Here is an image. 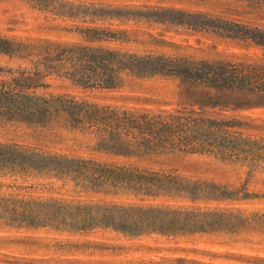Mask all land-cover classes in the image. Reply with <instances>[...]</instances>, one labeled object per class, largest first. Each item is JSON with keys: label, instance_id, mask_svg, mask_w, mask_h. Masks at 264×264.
<instances>
[{"label": "rangeland", "instance_id": "rangeland-1", "mask_svg": "<svg viewBox=\"0 0 264 264\" xmlns=\"http://www.w3.org/2000/svg\"><path fill=\"white\" fill-rule=\"evenodd\" d=\"M61 4L74 10L0 0V264H264V158L251 156L264 148V106L220 113L185 100L183 76L142 67L173 64L181 75L205 67L211 80L192 77L211 89L222 84L212 79L214 67H264V0ZM87 27L115 38L94 37ZM87 53L98 57L88 61ZM114 110L199 118L186 125L208 140L198 141L201 152L157 146L123 155L118 147L155 146L143 141L151 132L126 135L123 127L135 123L120 122L121 135L107 119ZM223 148L245 158L216 152ZM117 168L189 188L139 193L136 180H100ZM106 213L139 220L189 214L213 226L132 234L83 225L77 216Z\"/></svg>", "mask_w": 264, "mask_h": 264}, {"label": "trees", "instance_id": "trees-1", "mask_svg": "<svg viewBox=\"0 0 264 264\" xmlns=\"http://www.w3.org/2000/svg\"><path fill=\"white\" fill-rule=\"evenodd\" d=\"M34 4L40 7H50L54 10H59V12H64L66 15H70L72 13V10H74V6L72 5H63L62 0H31ZM87 31L90 30L92 34H94V37L99 38H115L111 37V35H100L99 33L104 31L108 32L107 29L104 28H96V27H87ZM85 30V31H86ZM105 36V37H103ZM112 53L109 51V54ZM85 58L88 61L94 62L96 57H91L92 54H85ZM232 64H229V67H214L212 68L213 72V78L214 82H219L221 79L222 84L214 85V87L208 88L206 86H202L201 81L198 79H194L192 76L195 74L202 75L204 78L211 80L209 78V75L206 73L205 67L198 68V71H187L186 68H184L185 72L184 75L182 74V71H180L178 68H176L173 64H165L162 62L154 63V62H143L142 67L146 70L153 69L154 66L159 68H165L168 75H176V76H183L180 77L181 81L185 85V91H183V94L185 95V100L190 99L198 104H202L205 106H212L214 108H218L220 110V113L224 111H237L240 109L255 107V106H264V67H254L252 64H246V63H236L231 62ZM169 65L170 67H167ZM175 67V68H174ZM109 68V66H105L104 69ZM108 77V80L110 81L113 77V74L108 73L106 75ZM253 79V80H252ZM247 81V82H246ZM254 82V83H253ZM107 114V112H106ZM107 119L115 120L118 125L116 128L120 131L121 135H125L123 132V129L120 125L121 123H135L136 126H133L131 124H127L126 127H123L126 131V135L133 136L134 138L138 139H144L146 137V132L148 133L150 140H143L146 145H152L154 144L155 147H118L119 153L123 155H140L138 154L140 151L147 152L150 150H157L155 148L159 147H168L172 149H179V151H187V152H201L199 151L197 147H199L200 143L204 144L208 139H198L195 136V132L191 130V125L187 126L186 123L189 121L199 122L197 118H184V117H176V116H163V115H155L154 113H143L138 114L135 111L129 112V111H110L108 113ZM202 122V121H200ZM141 129V130H139ZM146 131V132H144ZM202 136L205 135H212V134L204 132L199 133ZM210 137V138H211ZM193 139L197 140L194 141ZM120 142L126 144V140L123 138L119 139ZM192 140V141H191ZM200 143H199V142ZM135 145V143H133ZM134 148V149H132ZM184 149V150H183ZM226 148H223V151H216L218 154L222 156H229L235 157V159L239 160L238 158L244 159V155L241 153H238L236 155L235 153H226ZM213 152V151H212ZM233 152V151H232ZM224 154V155H223ZM249 153H246V156H248ZM252 158H254V161L261 162L264 158V148H260L257 151H253L251 153ZM111 172H104L100 180L108 182L107 185L110 186H119L124 184L133 183V181L136 180L137 183L135 184L136 188L139 190H136L134 192L139 193H147V192H156L157 190H172L174 192H180L182 190H187L184 188H189L188 186H185L181 183H175L171 185V187H168L166 184L170 183L171 180H168V178H154V179H146L144 176H146L145 173L142 172H135L131 171L128 172L124 170L123 168H117V169H110ZM107 177V178H106ZM166 177V176H162ZM113 178V179H111ZM154 180V181H153ZM13 213L16 214H22L23 218H25L28 221L35 220V216L32 215V213H27L25 211H22L19 213V210L13 209ZM80 217L79 222H81L83 225H105L114 227L118 230H121L123 232L132 233L135 234L137 232H144V231H157V232H191L193 230H204L205 225L207 223H202L198 220L193 219L189 216V214H185L183 218H180L178 215L173 214L170 218H166L163 216L162 218L158 217V215H153V219H148L145 217L142 220L139 219H128L126 216L123 215H116L113 213H106L103 214V217H98L96 219L95 217H91L89 214H87V217L85 215H77ZM205 224V225H204ZM208 225V224H207ZM208 226H213V223H211Z\"/></svg>", "mask_w": 264, "mask_h": 264}]
</instances>
